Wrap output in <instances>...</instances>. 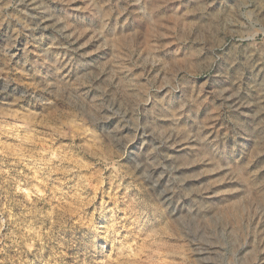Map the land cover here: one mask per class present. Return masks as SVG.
Here are the masks:
<instances>
[{
    "label": "rangeland",
    "instance_id": "obj_1",
    "mask_svg": "<svg viewBox=\"0 0 264 264\" xmlns=\"http://www.w3.org/2000/svg\"><path fill=\"white\" fill-rule=\"evenodd\" d=\"M0 264H264V0H0Z\"/></svg>",
    "mask_w": 264,
    "mask_h": 264
},
{
    "label": "bare ground",
    "instance_id": "obj_2",
    "mask_svg": "<svg viewBox=\"0 0 264 264\" xmlns=\"http://www.w3.org/2000/svg\"><path fill=\"white\" fill-rule=\"evenodd\" d=\"M104 118V117H103Z\"/></svg>",
    "mask_w": 264,
    "mask_h": 264
}]
</instances>
